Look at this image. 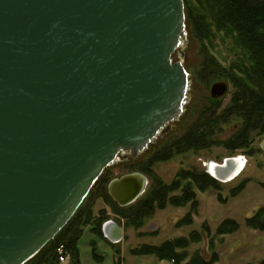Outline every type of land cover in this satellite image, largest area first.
Masks as SVG:
<instances>
[{
  "label": "water",
  "instance_id": "obj_1",
  "mask_svg": "<svg viewBox=\"0 0 264 264\" xmlns=\"http://www.w3.org/2000/svg\"><path fill=\"white\" fill-rule=\"evenodd\" d=\"M186 37L184 0H0V264L35 258L105 169L137 159L180 121L191 81L173 57ZM228 91L215 83L211 97ZM213 163L207 172L231 182ZM147 186L131 173L107 189L126 208ZM103 232L122 240L113 220Z\"/></svg>",
  "mask_w": 264,
  "mask_h": 264
},
{
  "label": "rangeland",
  "instance_id": "obj_2",
  "mask_svg": "<svg viewBox=\"0 0 264 264\" xmlns=\"http://www.w3.org/2000/svg\"><path fill=\"white\" fill-rule=\"evenodd\" d=\"M207 45L208 54L227 71L238 57L244 56V52L236 47L233 36L217 35L214 42ZM201 48V43L194 38L187 21L186 45L173 57L174 62L184 63L190 75V101L186 105L184 115L180 121L171 125L162 139L150 145L137 159H125L122 156L118 163L105 169L80 207L85 211L92 210L94 218L96 220L100 218L99 226L102 227L105 222L113 220L124 229L123 241L109 246L101 239L102 230L98 232L100 229L98 225L85 227L84 231L86 228H92L94 233L87 230L78 243L80 258L84 264L93 260V247H96L99 257H105L106 264H114V252L116 257L120 258V249L123 247L126 249L125 264H191L194 261H197L194 264H201L200 261H206L208 264L264 262V231L250 228L247 224V219L257 214H261V221L264 223V133L259 134L257 131L252 133L248 148L233 144L232 139L242 129L243 121L237 118L223 120L220 114L231 104L234 88L231 82L219 77L221 75L219 71L210 78L201 77L204 60ZM218 82L226 83L229 91L224 97L213 99L211 87ZM210 118L215 123L213 127L205 128L207 123L204 125V121ZM198 126L204 132L207 144L192 150L186 149L185 145L170 147L172 143L185 137L190 130ZM172 148L174 149L171 150ZM156 154L162 155V160L149 162ZM239 156L245 157L247 164L241 175L232 182H219V188H216L194 180L201 178L202 175L212 177L206 167L209 161L222 164L227 158ZM147 162L149 165L145 166L144 163ZM131 173H143L149 182L143 196L128 208L132 210L131 214L140 212L144 214V217L139 218L136 228L132 227L134 220L127 221L122 218L124 215L118 210L121 207L109 197L107 189L114 178ZM162 186L166 188L164 192L161 190ZM154 189L158 191L157 196H163L162 199L153 202V209L149 207L143 209L140 206L141 202L151 199ZM229 220L235 221L239 228L229 234H220V227ZM94 222L91 221V224ZM230 228L227 226L226 232L233 230ZM193 232L201 236L200 241L190 244L187 249H178L176 253L179 262L160 260L156 256L144 255V258L132 256L140 257L139 249L144 245L158 247L169 241L189 239ZM58 263L61 264L59 256ZM65 264H71L70 259Z\"/></svg>",
  "mask_w": 264,
  "mask_h": 264
},
{
  "label": "trees",
  "instance_id": "obj_3",
  "mask_svg": "<svg viewBox=\"0 0 264 264\" xmlns=\"http://www.w3.org/2000/svg\"><path fill=\"white\" fill-rule=\"evenodd\" d=\"M184 2L187 21L192 34L202 45L201 50L204 54V60L201 77L210 78L212 74L219 71L221 72L219 77L232 83L234 88L232 102L220 116L223 120L237 118L243 121L242 129L232 139V142L238 147L248 148L252 133L256 131L259 134L264 133V0H184ZM217 35L235 37L236 47H239L244 52V56L238 57L234 65L229 68V71L221 68L218 61L208 54L207 44L211 45ZM211 120L212 118L204 121V125L207 123L205 128L208 126L213 127L215 121ZM203 144H207L206 139L204 132L198 126L190 130L185 137L172 143L170 147L185 145L186 149L192 150L198 149ZM162 158V155L156 154L149 162H156L162 160ZM149 162L144 163L145 166L149 165ZM194 180H199L207 186L219 188V181L207 175H202L198 179L194 178ZM165 189L163 186L161 187L163 192ZM157 193L158 191L154 189L151 199L141 202L140 206L143 209L146 207L153 209V202L156 203L163 197L162 195L157 196ZM103 194L105 195V192ZM108 195L107 198L110 197ZM129 207L118 210L124 215L122 218L127 221L134 220L132 227L136 228L139 218L144 217V214L141 212L131 214L132 210H129ZM119 217L121 218V216ZM99 219L96 220L94 218L92 210L85 211L83 208H79L75 216L59 235L27 264H59L57 249L61 245L65 246L66 250L70 252L71 264H80L78 243L84 234V228L90 225L99 226L101 223ZM91 221L96 223L91 224ZM247 224L250 228L264 231L261 214L247 219ZM227 226H230L233 230L226 232ZM99 227L98 232L102 230V227ZM238 228L239 226L235 221L229 220L223 224V227H220L219 232L220 234H229ZM200 238L201 236L197 232H193L189 239L169 241L158 247L144 245L139 249V255L156 256L160 260L179 262L176 251L178 249H187L190 244L199 242ZM93 256L94 259L100 260L96 247H93ZM194 263H197V261H194ZM200 263L208 264L206 261H200ZM260 264H264V262Z\"/></svg>",
  "mask_w": 264,
  "mask_h": 264
},
{
  "label": "crops",
  "instance_id": "obj_4",
  "mask_svg": "<svg viewBox=\"0 0 264 264\" xmlns=\"http://www.w3.org/2000/svg\"><path fill=\"white\" fill-rule=\"evenodd\" d=\"M110 221H112V220H110ZM107 222H109V221H107ZM107 222H105V223H107ZM105 223H104V225H105ZM103 225V226H104ZM103 226H102V235H103V237L101 238L103 241H105L106 242V244L107 245H109V244H120L122 241H123V238H124V229H123V237H122V240L120 241V242H118V243H113V242H111L106 236H105V234H104V232H103ZM87 230H90L91 232H93L92 230V228H86V230L84 231V233L87 231ZM94 233V232H93ZM98 236V235H97ZM109 246H111V245H109ZM113 249V248H112ZM125 247H123L122 249H120V252H121V255H120V258L119 257H116V255H115V252H114V264H125L126 263V257H125ZM132 255V254H131ZM132 256H134V257H138V258H144L145 256L144 255H140V257L139 256H137V255H132ZM100 259H102V260H96V259H94L93 258V260L91 261V262H89L88 264H106V261H105V257L104 256H102V257H99ZM148 258V257H147ZM80 264H84L83 262H82V260H81V258H80ZM159 264H162V263H159Z\"/></svg>",
  "mask_w": 264,
  "mask_h": 264
},
{
  "label": "bare ground",
  "instance_id": "obj_5",
  "mask_svg": "<svg viewBox=\"0 0 264 264\" xmlns=\"http://www.w3.org/2000/svg\"><path fill=\"white\" fill-rule=\"evenodd\" d=\"M231 166L230 168H227V166L225 168H222L221 170H219L217 167L215 168V172L213 171V175L217 176L218 178H220L221 180L224 181H232L233 179H235L244 169L245 166V162L242 161L241 164H234V163H230ZM217 166V165H215Z\"/></svg>",
  "mask_w": 264,
  "mask_h": 264
},
{
  "label": "built area",
  "instance_id": "obj_6",
  "mask_svg": "<svg viewBox=\"0 0 264 264\" xmlns=\"http://www.w3.org/2000/svg\"><path fill=\"white\" fill-rule=\"evenodd\" d=\"M239 158H241L247 164V159L245 157L239 156ZM208 166H209V163H206V167H208ZM57 254L59 256V262L61 264L67 263V261L70 259V256L68 254V251L66 250L65 246H63V245H61L60 247H58Z\"/></svg>",
  "mask_w": 264,
  "mask_h": 264
},
{
  "label": "flooded vegetation",
  "instance_id": "obj_7",
  "mask_svg": "<svg viewBox=\"0 0 264 264\" xmlns=\"http://www.w3.org/2000/svg\"><path fill=\"white\" fill-rule=\"evenodd\" d=\"M124 158L126 159V158H130V157L128 156V154H125V155H124ZM131 159H132V158H131ZM209 162H210V161H209ZM215 165H217V163H213V164H212V168H211L212 171H211V172H213V171L215 172V171H216V170H215V167H214ZM245 167H246V162H245L244 169H245ZM244 169H243V170H244ZM241 173H242V172H241ZM241 173H240L238 176H240ZM141 174H143V173H141ZM143 175H144V174H143ZM145 176H146V175H145ZM238 176H237V177H238ZM237 177H236V178H237ZM236 178H235V179H236ZM235 179H233V180H235ZM233 180H232V181H233ZM232 181H231V182H232ZM148 183H149V182H148Z\"/></svg>",
  "mask_w": 264,
  "mask_h": 264
}]
</instances>
